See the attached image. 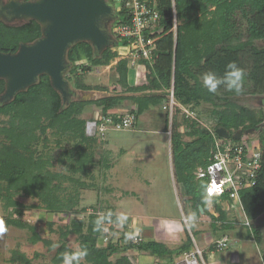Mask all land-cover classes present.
<instances>
[{
  "label": "trees",
  "instance_id": "trees-1",
  "mask_svg": "<svg viewBox=\"0 0 264 264\" xmlns=\"http://www.w3.org/2000/svg\"><path fill=\"white\" fill-rule=\"evenodd\" d=\"M110 1L112 5L116 4ZM145 1L154 6L161 16L158 24L147 32L156 40L155 47L159 54L151 62L142 61L147 70L145 82L131 86L126 80H119L123 91L120 96L92 102L105 117L117 121L119 115L112 110L125 102L126 95L150 91L152 93L147 96L133 98L136 109L130 113L136 115L137 121L152 106L161 105L163 109L168 105V99L163 94L154 92L168 90L174 85L176 103L190 109L198 119L187 118L181 108L175 106L170 123V111L163 109L166 112L164 131L168 133L170 127L172 130L171 151L175 179L190 208L192 220L210 216L214 220V229L233 228L221 203L231 205L234 202L229 195L221 199L214 198L218 216L211 215L207 180L199 179L196 175L200 167L209 164L214 133L224 128L232 135L239 132L258 134L262 147V169L258 173L256 187L246 192L242 201L244 212L250 219L260 217L264 213V203L258 199L264 195V110L255 111L242 105L239 97L246 100L252 96L264 97V0ZM115 11L117 19L111 33L117 43L112 48L97 56L89 43L82 42L68 53L71 69L67 80L71 84V80L75 79L77 90L105 91L106 87L88 85L85 75L95 68L110 66L119 57V52L114 49L130 44L128 40L120 39L114 31V26L129 22V10L121 4L119 11ZM40 37L41 28L34 21L19 27H10L0 21L2 53H16L21 44H31ZM233 61L245 72L242 91L237 94L220 87L214 94L208 92L203 86V74L213 71L222 76L227 64ZM118 64L119 67H126L128 61L122 59ZM4 91L5 82L0 81V95ZM92 102H73L67 105L62 95L51 87L49 77L42 76L35 86L17 94L9 104H0V138L3 136L7 140H0V201L5 202V207L13 210L18 217V220L9 223L29 228L32 243L44 242L49 251L56 249V264H62L64 253H75L67 243L72 235L77 237L80 250H87L84 259L91 264H133L126 255L119 256L132 249L173 263L175 258L193 249L191 236L188 235L186 243L177 250H170L164 243L154 240H142L139 245H134L129 243L127 233L116 241L109 235H103V224L111 220L119 222L116 217L103 215L106 219L99 231H94L95 221L101 216L99 210L89 214L87 219L81 217L87 213L80 207V189L86 187L83 178L91 176L96 149L102 143L100 136L87 135L88 122L80 118L84 107ZM2 116L7 117L9 126H1ZM182 126L186 129L184 132L179 131ZM48 129L55 134L59 148L64 147V141L73 142L71 147L61 153L67 168L74 173L69 177L51 171V156L37 148L41 143L39 139L36 140V133L40 131L46 134ZM46 148L44 145L43 149ZM75 174L80 177L76 178L73 176ZM69 187L72 189L69 190ZM19 195L39 199L51 215L78 217L57 231L58 241L46 240L38 233L37 227L29 226L21 219L26 207L15 200ZM218 224L220 227H217ZM48 225L53 226V223L48 222ZM253 234L258 241L261 240L258 227L253 228ZM114 256H119L115 262L111 260ZM262 260L264 263V252ZM18 261L31 264V260L23 253L15 252L12 262Z\"/></svg>",
  "mask_w": 264,
  "mask_h": 264
},
{
  "label": "rangeland",
  "instance_id": "rangeland-1",
  "mask_svg": "<svg viewBox=\"0 0 264 264\" xmlns=\"http://www.w3.org/2000/svg\"><path fill=\"white\" fill-rule=\"evenodd\" d=\"M114 6V9L119 11L120 5L115 4ZM112 31L113 26L110 33ZM122 59L128 61L126 67H119L118 62ZM142 61L145 60L141 59L139 63L136 62V65H133L130 55L122 51L119 52V57L110 66L98 67L93 69L91 73H87L84 78L88 85L106 87L105 91L91 90V98L94 97L90 102L120 96L123 91L119 80H126L131 86L144 83L147 70ZM141 65L142 67H140ZM68 72L66 79L68 78ZM70 85L72 89L77 90L75 89V79L71 80ZM149 93L152 92L145 91L144 94L129 93L126 95L125 102H122L115 109L116 112L113 113L118 114L119 117L129 114L136 109L133 98L147 96ZM239 99H242L240 100L242 105H246L255 111L264 110V97L252 96L248 100L239 97ZM70 104L67 103V105ZM162 107L161 105L152 106L149 111L138 118L133 128L109 130L106 138L101 140V146L96 149L95 166L91 176L84 177V180L81 179L86 187L80 189L82 197L80 207L87 211L81 217L87 219L88 215L96 210H99L100 215H106L109 218H118L121 214L126 215L127 220L125 221L115 222L111 220L103 224V235H109L115 241L123 238L127 233L129 235L128 239L134 235L145 241L154 240L164 243L170 250H177L186 243L188 235L193 239L194 247L190 253L175 258L173 263L168 259L161 260L148 253L144 254L137 249L119 255H126L133 264H184L186 256L193 254L197 249L202 252V257H198L196 254L200 264H236L232 257L236 254L240 256L239 264H264L262 260L264 252V213L258 218L250 219L245 215L238 202L234 201L231 205L222 202L223 208L227 211V220L233 223V228L214 229L212 226L214 220L210 216L192 220L190 208L183 198L175 179L171 151L172 130L170 127L169 133L164 131L163 120L166 112ZM204 108H207V106H204ZM100 112L101 110L98 109L95 103H88L84 107V112L80 118L90 122ZM4 124L9 126V121L7 117L2 116L1 126H4ZM204 125L206 124L204 123ZM185 130L183 126L179 128L180 132ZM249 136L251 143H257V141L261 143L258 134L251 133ZM36 137V140L39 139L41 143L37 145V148L52 158L51 171L68 177L74 174L67 168V162L63 161L64 157L61 158V153L71 147L73 142L64 141L62 142L64 147L59 148L60 145H58L55 134L50 129L46 131V134L39 131L36 133ZM45 138L46 141H44ZM0 140L7 141L6 137L3 136ZM250 141H247V137L244 136L243 139L234 142L249 146ZM44 145L48 148L43 149ZM73 176L80 177L79 174ZM76 187L79 189L78 185ZM70 189L72 188L69 187ZM258 199L264 203V195ZM15 200L26 207L25 215L21 219L29 226L37 227L38 233L49 241H58L59 233L57 231L69 224L72 219L78 217L60 214L51 215L45 210V205L39 199L19 195ZM208 206H210L211 215L217 217L218 213L215 211L214 200L210 199ZM109 213H111V216L108 215ZM247 218L250 221V227L245 225ZM15 219L18 220L17 215L13 213V210L7 209L5 202L1 200L0 264H23L21 261L12 262L15 252L23 253L31 260V264H56L54 261L56 249L49 251L44 242L32 243V233L29 228H20L9 223V221ZM48 222L53 223V226H49ZM217 227H220L219 224ZM254 227H258L260 230V241L253 234ZM137 229H139L138 233ZM225 236L230 238L229 248L221 252L213 250L211 248L212 242ZM106 242L107 240L104 243ZM67 243L68 247L74 252L80 250V244L75 235L70 236ZM103 247L105 246L103 245ZM117 257L114 256L111 260L115 262ZM79 264L91 263L82 258Z\"/></svg>",
  "mask_w": 264,
  "mask_h": 264
},
{
  "label": "water",
  "instance_id": "water-1",
  "mask_svg": "<svg viewBox=\"0 0 264 264\" xmlns=\"http://www.w3.org/2000/svg\"><path fill=\"white\" fill-rule=\"evenodd\" d=\"M114 13L110 0H0L2 23L19 27L34 21L41 28L37 41L21 44L16 53L0 52V81L5 82L0 104H9L42 76L49 77L64 103L90 101L92 92L74 90L66 79L71 68L68 53L82 42L89 43L97 56L112 48L117 43L109 32ZM216 134L234 140L242 136V132L232 136L224 128Z\"/></svg>",
  "mask_w": 264,
  "mask_h": 264
},
{
  "label": "built area",
  "instance_id": "built-area-1",
  "mask_svg": "<svg viewBox=\"0 0 264 264\" xmlns=\"http://www.w3.org/2000/svg\"><path fill=\"white\" fill-rule=\"evenodd\" d=\"M113 2L119 5L124 4L131 16L128 23L119 24L115 27V33L118 37L122 40H128L130 44L126 47H116L115 51L127 52L133 65H136V62L139 63L141 59L150 62L155 60L159 54L155 47L156 40L150 37L147 32L158 24L161 18L159 12L145 0H113ZM154 93L163 94L168 99V105L164 106V109L170 111L171 121L175 106L180 107L182 114H185L187 118L198 120L196 114L191 112L190 109L176 103L174 85L168 90ZM135 123L136 115L134 113L120 116L119 120L114 121L112 117H105L100 112L93 121L87 123L86 132L89 137L98 135L103 140L109 130L130 129L135 126ZM215 134L209 164L200 167L196 175L199 179L207 180L209 199H221L225 195H229L244 210L243 195L256 187L257 176L262 169L261 143L259 141L251 143L249 136L251 132L242 133L241 136V139L244 136L247 137V141H250L249 146L234 142L233 138L227 139ZM245 225L247 227L251 226L248 218ZM142 240L134 235L128 239L129 243L134 245H139ZM212 244L215 251L221 252L229 248L230 238L225 236ZM194 252L186 256L184 264H200L197 256L202 257V252L199 249Z\"/></svg>",
  "mask_w": 264,
  "mask_h": 264
},
{
  "label": "clouds",
  "instance_id": "clouds-1",
  "mask_svg": "<svg viewBox=\"0 0 264 264\" xmlns=\"http://www.w3.org/2000/svg\"><path fill=\"white\" fill-rule=\"evenodd\" d=\"M245 77L244 69L240 68L236 62H230L227 64L224 74L218 75L213 71H208L203 74V86L210 93H216L220 87H224L229 92H235L239 94L243 89V80ZM111 216V213L108 214ZM105 216L101 215L95 221L94 231H99L102 224L105 221ZM119 221L127 220V216L121 214L118 218ZM191 219V218H190ZM106 231V229H104ZM139 229H137V233ZM87 256V250L81 249L75 253H64L62 255V264H79L80 259Z\"/></svg>",
  "mask_w": 264,
  "mask_h": 264
},
{
  "label": "crops",
  "instance_id": "crops-1",
  "mask_svg": "<svg viewBox=\"0 0 264 264\" xmlns=\"http://www.w3.org/2000/svg\"><path fill=\"white\" fill-rule=\"evenodd\" d=\"M141 67H142V65H141ZM117 109V108H116ZM112 112H116V110L114 109V110H112ZM169 133V132H168ZM144 254H146V253H144ZM233 257V259H234V263H236V264H239L240 263V256L239 255H234V256H232ZM218 263V262H217ZM214 264H216V263H214ZM218 264H220V263H218ZM222 264V263H221Z\"/></svg>",
  "mask_w": 264,
  "mask_h": 264
},
{
  "label": "flooded vegetation",
  "instance_id": "flooded-vegetation-1",
  "mask_svg": "<svg viewBox=\"0 0 264 264\" xmlns=\"http://www.w3.org/2000/svg\"><path fill=\"white\" fill-rule=\"evenodd\" d=\"M27 1H28V0H27ZM116 19H117V14L114 13V21H113V22L111 23V25H110L109 32H110V29L112 28V26L114 25ZM230 134H231V133H230ZM231 135H232V134H231ZM232 136H233V135H232Z\"/></svg>",
  "mask_w": 264,
  "mask_h": 264
}]
</instances>
